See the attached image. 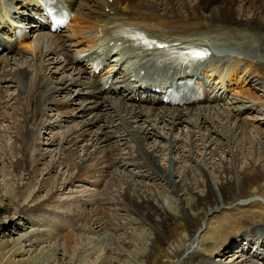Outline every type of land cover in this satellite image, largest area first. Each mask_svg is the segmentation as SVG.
Returning a JSON list of instances; mask_svg holds the SVG:
<instances>
[{
  "label": "bare ground",
  "instance_id": "1",
  "mask_svg": "<svg viewBox=\"0 0 264 264\" xmlns=\"http://www.w3.org/2000/svg\"><path fill=\"white\" fill-rule=\"evenodd\" d=\"M64 1L74 12L67 27L70 33L64 30L41 32L33 40L36 47L30 44L29 55L18 51L19 46L25 44L24 39L13 45L11 54L0 55V87L3 82L15 84L19 109L16 111L21 114L13 129L17 132L14 133L16 142L22 146L14 148L19 155L11 159L10 165L21 168L26 181L36 176L34 170L45 156L41 153L44 149L41 148V129L44 126L62 128L65 123L77 121L68 126L61 137L56 135L49 140L50 144L57 145L58 151L47 171L50 173L63 166L69 173L61 183L55 180L54 190L45 202L62 186L88 180L89 175L92 177L98 172L100 178L92 182L99 186V190L67 199L66 211L60 217L70 220L84 234L106 228L128 233L133 225H144L151 226L158 239L168 240L165 232L174 214L172 205L177 202L172 198L168 202L150 192L146 182H140L138 178L167 186L168 193L182 201H185L186 192L193 196L197 205L207 201V212L223 208L231 198L246 201L247 198L242 197L245 185L264 180V131L256 125L258 137L250 136L247 128L251 123L242 114L253 105L242 104L237 96L257 102L264 98L258 97V90L264 93V0ZM34 17L35 25H40L43 15L34 0H0L2 34L6 35L10 30L9 18L29 23ZM41 26H45L44 23ZM109 27L134 37L129 42V52L140 64H144L149 56H152L150 61L157 59L163 51L206 47L205 60L208 62L204 66L196 65L193 73L201 74V77L205 75L213 81H206L208 92L204 101L210 104L169 107L155 95L135 89L137 82L133 69L116 74L115 82L107 90H102L101 77L117 64L99 75L90 76L87 65L76 59L80 52L96 45L100 33ZM210 33L218 34L217 39L225 43L219 44L218 41V45L227 48H216ZM8 36L11 38L12 35L8 33ZM152 40L167 43L166 49L160 50ZM16 54L20 56H14ZM20 57L21 63L16 62ZM116 60L113 58L112 63ZM227 83L233 84L234 96L222 90ZM223 104L228 105L224 107ZM4 107H10V101L1 92L2 112ZM53 113L56 114L51 116ZM163 124L167 125L166 128L169 126L168 131H164ZM184 124L193 127H188V133H191L188 141L173 133ZM220 126H225L232 134L225 135ZM217 135L225 141L217 142ZM164 140L165 145L158 144ZM122 167L135 169L130 176L136 179H124L123 172L118 170ZM113 175L116 181L112 180L110 185ZM236 175L240 178L247 176L248 180L246 184L242 182L233 197H229L225 189L238 183ZM127 202L132 208L124 206L129 205ZM110 203L115 205L112 207L114 213H110L112 216L99 217L103 205ZM35 204L38 205L37 217L46 219L48 214H55L53 208L46 207H50V203L41 204L38 200ZM255 230L264 232V224L260 228L248 229L249 243H259L255 254L250 253L257 259L241 253L237 256L241 260L227 263L207 258L198 260L195 243L199 242L200 229L191 235L193 241L186 258L193 264H264V250L260 249L264 236L263 240L259 237L257 242L253 241L251 235ZM90 247L93 246L84 243L79 254H73L72 260L76 257L77 262L83 263L85 256L92 253ZM236 254L235 251L230 256L233 258ZM221 256L227 257L228 254Z\"/></svg>",
  "mask_w": 264,
  "mask_h": 264
},
{
  "label": "rangeland",
  "instance_id": "2",
  "mask_svg": "<svg viewBox=\"0 0 264 264\" xmlns=\"http://www.w3.org/2000/svg\"><path fill=\"white\" fill-rule=\"evenodd\" d=\"M214 35L218 34L210 33L211 37H214ZM36 36V34H33L34 38ZM213 39L214 41H212L216 44H218V41L220 42L219 44H225L222 40H218L217 36ZM28 44L35 46L34 43L28 40L25 45L20 46L23 51H21L20 47L18 51L24 54L27 51L29 55L31 47ZM19 59L16 62L21 63V57ZM261 83H263V80ZM233 87V84H231V88ZM228 88L227 86L226 89L228 90ZM17 91L15 84L9 82L1 83L0 93L2 92L8 97L10 107H4L3 112L1 111L3 107L0 108V156L2 157H0V264H193L189 263L186 254L189 251L188 247L193 241L191 235L196 229H200L199 242L198 244L195 243L199 254L198 260L207 258L212 261H224L227 263L232 260H241L240 257H237L241 253H244L247 257L251 255L250 253L255 254L254 250H257L259 243L249 244V239H246V236L248 235V229L260 228L264 224V180L260 179L253 184L247 185V176L240 178L239 175H236L238 183H232L225 189L226 195L233 197L238 188L242 187V182H244L247 187L244 188L245 195L242 197L247 198L246 201L231 198L223 208L212 212H207V205L209 204L207 201H205V204L197 205L193 196L188 192L185 193V201H182L177 196L168 193L169 189L167 186L159 185L157 181L147 180V178H138V181L146 182L147 189L150 192L160 195L162 199L168 202H171V198L177 202L175 203L177 205L173 203L171 208L174 214L168 221L165 232L168 239L166 242L156 237L157 234L151 226L133 225L129 228L128 233H124L123 230L113 231V229L106 228L107 230L100 229L84 234L70 220L61 219L60 217L66 211L65 201L67 199L71 200L79 194L89 195V193L99 190V186H96L92 181L100 177L98 172H95L92 177L91 175L87 177L88 180L77 181L70 186H62L59 191L54 192L49 201L45 202L51 195L52 190H54L56 181L59 180L61 183L69 173V170H66L63 166L52 170L50 173L47 171L48 168H51L50 164L58 151L57 145L50 144L49 140L58 136L61 137L63 131L68 126L75 125L77 121L65 123L62 128L44 126L41 129V148H44L41 153L45 156L41 158L38 167L36 166L34 170L37 175L26 181V175L20 170L21 168H14L9 163L11 159H15L16 155H19L14 148L22 146L19 142H16L15 134L17 132L13 129L16 123L15 120H18L21 116V114H18L20 111H16L19 110L15 98ZM228 92L231 96L235 94L234 90ZM263 96L264 93L258 90V97L262 98ZM237 100L244 105H248V107L253 105L242 115L245 114V117L251 123L247 128L250 136L252 138L258 137L257 126L264 131V98L257 102V100L242 98L238 95ZM207 105L209 103H206L205 106ZM227 105L223 104L224 107ZM55 114L53 113L51 116ZM241 124L243 126V122ZM162 126L164 131H168L169 126L167 128V125L163 124ZM190 126V124H184L181 126L182 128L178 127L171 131L176 136L188 141L191 135V133H188V130L190 132L188 128ZM220 127L225 131V135L232 134L228 132L225 126ZM190 128L193 127L191 126ZM8 131H12V133ZM184 133L187 134H185V137H183ZM216 137L218 139H216L217 142L219 140L225 141L224 138L221 139L220 135V138L218 135ZM158 140L163 139L158 138ZM165 142L164 140L163 143L160 142L158 144L165 145ZM131 168L122 167L118 170L119 172L121 171L120 173L123 172L121 175L125 176L124 179L132 180L133 178L131 179L132 176L130 174L132 175V171H135V169ZM122 176L119 177L123 179ZM112 180L116 181L114 175L110 177L109 183ZM121 181L123 182V180ZM213 188L217 190V187L214 186ZM257 194L263 197H259ZM109 195L111 196L110 193ZM38 200L41 204L50 203V207L48 205L46 207L53 208L52 210H55V214H52V216L48 214L46 219L40 216L37 217L38 205L36 206L35 202H38ZM111 204L103 205L104 207L99 211L98 216L109 218L108 214L114 213L112 207L115 205ZM128 204L124 206L129 209L132 208L130 203ZM71 207L72 205L70 209ZM70 209L68 208V210ZM190 214L194 216L192 219L187 216ZM119 238L124 241L122 244ZM254 238V241H256L257 235H254ZM84 243H89V246H93L92 248L90 247L92 253H88L85 256L83 263L77 262L76 257L72 260L73 254L77 256L80 247ZM95 246L97 247L94 248ZM67 248H69V252ZM242 248L244 251L241 252ZM260 249L264 250V242ZM235 251L237 254L232 258L230 255ZM223 253H227L228 256L222 257ZM251 256L253 259L258 258L256 255ZM102 257L104 258L103 261L101 260Z\"/></svg>",
  "mask_w": 264,
  "mask_h": 264
},
{
  "label": "snow or ice",
  "instance_id": "3",
  "mask_svg": "<svg viewBox=\"0 0 264 264\" xmlns=\"http://www.w3.org/2000/svg\"><path fill=\"white\" fill-rule=\"evenodd\" d=\"M196 55H202V53H197Z\"/></svg>",
  "mask_w": 264,
  "mask_h": 264
}]
</instances>
